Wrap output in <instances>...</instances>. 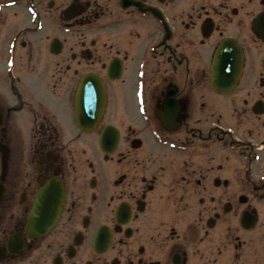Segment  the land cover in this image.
Segmentation results:
<instances>
[{"label":"flooded vegetation","instance_id":"flooded-vegetation-1","mask_svg":"<svg viewBox=\"0 0 264 264\" xmlns=\"http://www.w3.org/2000/svg\"><path fill=\"white\" fill-rule=\"evenodd\" d=\"M0 264H264V0H0Z\"/></svg>","mask_w":264,"mask_h":264},{"label":"water","instance_id":"water-1","mask_svg":"<svg viewBox=\"0 0 264 264\" xmlns=\"http://www.w3.org/2000/svg\"><path fill=\"white\" fill-rule=\"evenodd\" d=\"M231 79H232V78H231ZM101 107H102V105H100L99 107H97V108H99L98 111L96 110V112H97L96 114H97V115H98V113L100 112ZM42 208H43V206H42V207L38 206V207L35 208V211L38 210V209H42ZM37 214H38V212H34V213H33V215H32V221L35 222V221H37V220L39 219V218L37 217ZM37 218H38V219H37ZM49 218H50V220L52 219V221H54V219H55V217H54V218H53V217H48V220H49Z\"/></svg>","mask_w":264,"mask_h":264}]
</instances>
